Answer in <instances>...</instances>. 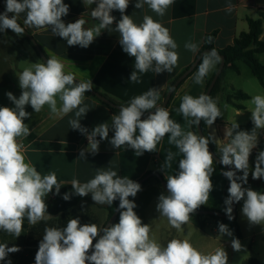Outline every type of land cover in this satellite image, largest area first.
Wrapping results in <instances>:
<instances>
[{
  "label": "clouds",
  "instance_id": "obj_1",
  "mask_svg": "<svg viewBox=\"0 0 264 264\" xmlns=\"http://www.w3.org/2000/svg\"><path fill=\"white\" fill-rule=\"evenodd\" d=\"M84 4L96 7L91 10V17L99 23L85 28L86 21L80 17L75 22L65 23L62 17L69 14V5L64 0H6L5 11L0 13V33L11 30L16 35L25 29L17 22L20 13H26L24 24L36 29L50 28L55 36L61 37L68 46L89 47L101 34L102 30L116 22L115 31L123 51L135 58V69L130 74V81L138 82L139 73L153 69L155 73H172L178 64V45L170 30L150 15H144L143 22L137 24L130 15L125 14L130 0H82ZM174 0H136L135 8L142 9L145 4L158 16L163 17ZM233 6L228 4V10ZM117 10L119 21L112 15ZM11 13V17H9ZM212 37H207L211 43ZM185 48L192 52L199 50L198 45L186 42ZM222 62L216 49L204 52L201 63L194 75V81L202 84L203 79ZM153 63L155 67L153 68ZM21 94L19 98L7 92V98L14 107H0V230L18 238L23 231L24 219L35 225L49 218L46 197L52 193L60 195L64 182L58 181L55 172L41 175L36 167L26 162L23 144L18 138L31 134L24 121L32 113L25 110L30 105L34 112H40L47 105L54 114H68L75 111V118L69 120L70 128L85 135L87 148L81 149L78 158L86 159L85 153L97 155L101 140L109 139L107 122L96 125L91 131L80 123V117L87 114L88 107L83 105L84 93L93 88L91 80L77 83L73 73L65 72V65L55 55L44 63H33L18 75ZM160 92L153 87L142 95L122 105L118 115H112L109 143L116 149L127 145L135 155L155 152L157 144L169 135V143L175 144L183 159L179 161L177 175L166 177L167 195L161 193L156 204V211L167 217L170 225L180 230L191 214L205 205L213 191L212 174L213 154L209 151V139L198 136L193 131L184 132L181 125L170 118L165 107H158ZM58 100L60 107L58 108ZM254 108L251 121L254 125L248 131H225L231 137L228 144L213 141L220 146V163L234 166L233 170L223 172L230 181L228 196L224 203L225 213L232 220V204L243 200L242 215L253 225L264 222V192H258L248 183L249 158L257 147V129H264V96L255 95L251 99ZM155 109V111H151ZM190 124L199 125L204 120L209 126L221 117L217 103L210 95L198 97L185 94L178 110ZM145 112L148 113L146 118ZM239 128L235 123L233 130ZM137 131L139 134L137 135ZM97 137L100 139L98 140ZM166 159L171 161L173 154ZM243 173L237 176L236 172ZM252 179L264 178V150L258 152L255 167L251 170ZM71 192H65L62 199L69 201L73 195L85 197L91 194L95 204H108L119 200V221L100 229L95 223L81 224L79 217L67 221L66 227H46L43 238L39 241L35 254V264H227L228 256L223 248L214 253H202L187 239H171L162 246L150 233L149 224L142 222L134 209V200L142 186L127 177H120L109 167L98 168L94 178L81 183L73 178L70 182ZM53 190H55L53 192ZM46 213L48 214L46 216ZM220 234L232 236L227 225L218 224ZM95 241V243H94ZM231 246L235 251L241 250V243L233 238ZM21 251L19 246L11 247L0 243V261L12 264L8 259L10 253Z\"/></svg>",
  "mask_w": 264,
  "mask_h": 264
},
{
  "label": "crops",
  "instance_id": "obj_2",
  "mask_svg": "<svg viewBox=\"0 0 264 264\" xmlns=\"http://www.w3.org/2000/svg\"><path fill=\"white\" fill-rule=\"evenodd\" d=\"M64 3L69 5V14L62 17L66 24L75 22L80 17L86 21L85 28H91L99 23L91 17V10L96 7L95 4L87 5L82 0H64ZM135 3L136 0H130L125 14L130 15L137 24L143 22L144 15L152 16L154 20L161 22L170 30L171 36L176 41L179 60L172 73L157 74L153 69H149L145 73L137 72L138 82L130 81L131 72L136 71L135 58L129 57L123 51L119 43L120 34L115 31L116 22L108 29L102 30L89 47L81 48L78 45L68 46L67 42L61 37L55 36L50 28L28 27L24 24L26 13H20L17 20L32 34L47 58L52 55L57 56L64 63L65 72L73 73L76 81L91 80L94 88L121 105H127L131 99L142 95L153 87L157 88L159 92L166 90L194 61L203 47L205 36L208 34L215 32L214 47L221 50L231 45L242 32L248 30V19H260L262 22L260 39H264V13L260 12V9L264 8V0H254V2L248 0H174L163 17L153 12L147 4L142 9H136ZM5 4L6 0H0V7L4 10ZM228 4L233 6L231 10L227 8ZM112 15L118 22L121 16L120 12L114 10ZM186 42L196 43L199 50L197 52L187 50L184 46ZM255 57L258 62L264 64V53L256 54ZM37 62L44 63L25 38L0 33V107H14L6 93L12 92L19 98L21 89L19 88L18 75L24 68ZM241 62H236L238 72L230 68L225 70L220 80L219 93L214 99L221 112V117H218L214 123L217 125L225 145L231 140V137L225 135L226 130L232 131L234 134L233 125L235 123L239 127H247L251 114L247 116L245 123L237 122L236 118L248 111L252 97L255 95L264 96V85L262 86L258 82L250 69L252 78H243L246 70L242 68ZM154 67L155 63H153ZM216 67L217 64L204 77L202 84L195 83L194 75L197 70L194 71L178 86L167 107L170 118L179 123L184 132H194V130L192 124L189 123L193 118L190 117L186 120L178 111L182 97L185 94L193 97L204 94L207 78L214 73ZM227 71H231L232 74H228ZM237 91L247 94L249 98L243 100L237 97L235 95ZM228 96L232 97L231 100L234 104L242 105L243 108L237 109L228 103L226 100ZM84 105H87L89 111L85 116L80 117L82 126L91 131L96 125L107 122L110 129L109 139L100 141L98 154L93 156L86 152V159L78 158L80 150L87 148L88 145L82 144V138L85 135H82L78 130L71 129L69 125V120L75 118V111L78 109L64 115L52 113L47 105L38 113L34 112L30 105L25 107L27 112L32 113L31 118L24 121L28 124L31 134L27 137H20L18 140L24 146L26 162L35 166L41 175L55 172L58 181L64 182L61 187L63 188L70 185L68 182L73 178L78 179L81 183H86L94 178L98 168L107 170L111 167L118 176L134 181H138L149 171L159 173L165 180L167 176L178 174L179 161L183 159V154L175 144L169 143L168 134L157 144L155 152H145L143 155L137 156L134 150L129 149L127 145L116 149L109 143L113 135L111 116L115 114L106 105L91 96L84 95L81 106ZM57 106L60 107L59 100ZM146 116L144 115L142 119ZM256 131L260 144L259 150L250 158V162L253 164H255L258 152L264 150L263 129ZM136 134L138 135L139 132L137 131ZM169 152L173 154L171 161L166 159ZM213 168L215 169L211 177L213 191L208 202L202 206L220 210L224 205L225 189L229 181L214 161ZM249 180H252V175L248 176ZM161 193L164 194L163 188L156 179L151 178L142 185V190L134 198L129 197V199L134 200L137 205L134 211L143 223L150 225V235L162 246H166L171 239H187L196 249L205 254L214 253L216 249L223 248L228 256L227 264H250V258L264 262V255L257 251L259 248L256 241L258 236H261V242L264 241V222L259 225L250 224L242 215V211L237 210L236 219L242 232V237L238 240L242 247L240 251H235L231 246L234 235L229 226L232 236L220 234L212 221L208 223L205 230H202L198 219L190 216L189 221L182 225L180 230L173 228L167 217L156 211V204ZM53 196L54 194L50 193L46 197V202H49ZM241 205H243V200L237 203V207L239 208ZM77 217L81 224L95 223L100 229H103L108 222V210L106 204H95L92 199L82 200L72 207L69 210V216L63 219L61 214H55L32 225L25 218L23 231L18 238L0 230V243H6L9 247L16 245L21 249L17 253L9 254L8 259L12 261V264H35V254L45 228L62 229L66 227L68 220ZM118 221L119 214L114 223H118ZM245 240H248L249 243L243 245ZM0 264H6V262L0 261Z\"/></svg>",
  "mask_w": 264,
  "mask_h": 264
},
{
  "label": "trees",
  "instance_id": "obj_3",
  "mask_svg": "<svg viewBox=\"0 0 264 264\" xmlns=\"http://www.w3.org/2000/svg\"><path fill=\"white\" fill-rule=\"evenodd\" d=\"M0 9H3V8L0 7ZM9 15L11 16L12 14L9 13ZM17 22L20 24V22L18 20H17ZM247 22H248V30L246 32H242L237 38L234 39V41H233V43L231 45H228L227 47H225V48H223L221 50H218V49H216L214 47L215 32L206 35L205 38H204V44H203L202 49L198 52V54L196 55L194 61L185 69V70H187L190 66H192V64L195 63V66L193 67V70L188 75V77L194 71H196L197 68H198V65L201 63V57H202L201 52L204 51V50H209L210 51L211 49L214 48V49H216V51L218 52L219 55H222L223 61H224V67H223V70H222L221 74L219 75V77H218L213 89L211 90V92L209 94L213 98V100L215 99L216 95L219 93L220 80H221L222 76L224 75L225 70L227 68H230V69L238 72V69H237V66H236V62L237 61L244 62L249 67V69L251 70V73L257 78L258 82L262 86L264 85V64H261L260 62H258V60L255 57L256 54L264 53V39L263 40L260 39V35L262 33V22H261L260 19H256V20L248 19ZM20 26L23 27L21 24H20ZM26 31L28 32V34L32 35L28 30H26ZM21 35L30 43V45L32 47H34L32 45V43L30 42V40L24 34H21ZM209 36L212 37L211 43L207 42V37H209ZM218 66H219V63L217 64V67H216L215 71L217 70ZM215 71H214V73H215ZM213 74L207 78L206 88L208 87V85H209V83H210V81H211V79L213 77ZM76 82L79 83L78 81H76ZM170 85L168 86V88L166 90L160 92V98L157 101V106L158 107L162 104V101H163V99H164V97L166 95V92L169 89ZM177 88L172 93L166 108L170 104V101L172 100ZM92 89L94 91H96L98 94H100L101 96L107 98L110 101V104L101 101L97 96L92 95L90 92H85L84 95L85 96H91L94 99H96L99 102H101L102 104L106 105V107H108V109L113 114H115V115L119 114V106H122L121 104L110 100V98H108L106 95H104L101 92H99V90L97 88L93 87ZM235 95L237 97H240L243 100L249 98L247 94H244L241 91H237L235 93ZM231 98H232L231 96H228L226 98L228 103L232 104L237 109H242L243 108L242 105L234 104L232 102ZM151 111H155V109H152ZM200 123H201L202 131L204 133H206L207 123L204 120H201ZM247 127L250 128V129H253L254 125L252 124L251 120L247 124ZM192 129L198 135V133H197V125L192 124ZM206 138L209 139V146L211 148H213L214 150H216L215 142L208 135H206ZM214 163L223 172L227 171L218 162L214 161ZM150 173H153V172L149 171L142 178L139 179V180H142L139 183L141 186L144 183H146L151 178L156 179L158 184H160V179L165 180L159 173H157V176H149ZM242 175H243V173L238 172L237 176H242ZM227 189H228V187H226V189H225V194H224L225 199L228 196ZM65 192H71V185H67V186L61 188L60 189V195H54L53 198L49 202H46L48 204V213L49 214H51V215L61 214V218L62 219L66 218V216L67 217L69 216V210L72 207H74L78 202H80L82 200H86V199H91V194H89L88 196H85V197H79V196L73 195L69 201H65V200L62 199V196H63V194ZM164 194L167 195V193L165 191H164ZM118 201L119 200L114 201L111 206L106 204V208L108 210V220L110 219L111 215L115 211ZM225 208H226V205L224 203L222 209H220V210L215 209V208L205 207V206H201L197 210H213V211H218V212L226 214L225 211H224ZM191 216H194V217H196L198 219L199 226H200V228L202 230H205L207 225H208V223H210L212 221L214 223V226L216 227L217 230H218V224L219 223H223V224H225V225H227V226H229L231 228V230L233 232V235H234V238L240 239L242 237V232L240 230V227H239V224H238L236 218L232 219V220H229L228 218L220 217V216L194 215V214H191ZM112 224H114V223H112ZM249 263L250 264H264V262H260L259 260L254 259V258H250L249 259Z\"/></svg>",
  "mask_w": 264,
  "mask_h": 264
},
{
  "label": "water",
  "instance_id": "obj_4",
  "mask_svg": "<svg viewBox=\"0 0 264 264\" xmlns=\"http://www.w3.org/2000/svg\"><path fill=\"white\" fill-rule=\"evenodd\" d=\"M4 10L3 9H0V13H3ZM9 15V14H8ZM9 17H11L9 15ZM29 40L30 42L32 43V45L34 46V49L35 51L37 52V54L39 55V57L44 61L46 62L47 61V56L44 54L42 48L40 47V45L36 42V40L34 39V37L30 34H28V32L24 31L23 33ZM209 50H204L201 52V55H203L204 52H207ZM222 57V55H220ZM195 66V63L192 64V66H190L187 70H185L182 74H180L173 82L172 84L170 85L169 89L167 90L166 92V95L162 101V104L159 106V107H165L167 106L168 102H169V99L172 95V93L174 92V90L180 85L181 82H183L187 77L188 75L191 73V71L193 70V67ZM223 67H224V61H223V57H222V62L219 63V66L217 68V70L215 71V73L213 74V77L208 85V87L206 88V91L204 94H207L209 95L211 90L213 89L219 75L221 74L222 70H223ZM92 95L94 96H97L101 101L105 102V103H108L110 104V101L101 96L100 94H98L96 91H94L93 89H91L89 91ZM121 106H119V109H120ZM144 115H148L147 112H145ZM201 122V121H200ZM197 133H198V136H204L206 137V135H208L211 139L212 137L214 136L217 140H221L222 141V138L220 136V133L218 131V128H217V125L215 123H213L212 125H208L207 124V128H206V133H204L201 129V123L197 126ZM213 140V139H212ZM223 142V141H222ZM216 144V143H215ZM209 151L213 154V158H214V161L218 162L219 164L220 163V146L218 144H216V150H214L213 148H211L209 146ZM222 165V164H221ZM227 171L229 170H233V167L232 166H224L222 165ZM236 175H238V172H236ZM149 176H157V173L156 172H153V173H150ZM142 180H138L137 182L140 183ZM160 185L161 187L163 188V190L167 193V188H166V181L165 180H162L160 179ZM230 186V181L228 182V186ZM118 206H119V201L117 203V206H116V209L115 211L113 212V214L111 215L110 219L108 220V222L104 225V227H107L109 226L110 224L114 223L118 214H119V211L117 210L118 209ZM232 216L234 217L233 219H235L237 217V202H233L232 204ZM194 215H210V216H220V217H225V218H228L227 214H224V213H221V212H218V211H213V210H196L194 213ZM103 227V228H104Z\"/></svg>",
  "mask_w": 264,
  "mask_h": 264
},
{
  "label": "rangeland",
  "instance_id": "obj_5",
  "mask_svg": "<svg viewBox=\"0 0 264 264\" xmlns=\"http://www.w3.org/2000/svg\"><path fill=\"white\" fill-rule=\"evenodd\" d=\"M3 33L4 34H7V35H16L11 30H6ZM18 36H21L22 38H24L21 34L18 35ZM240 64H242L241 65L242 68H245V70H246L244 72L245 75H243L244 76L243 78H245V77L252 78V75H251V73H250L249 68L247 67V65H245L243 62H241ZM227 73L228 74H232L231 71H227ZM255 82H257V81H255ZM253 108H254V105L250 102L249 103V109H248V111H246V112L242 113L241 115H239V117L236 118V121L239 122V123H245L244 121L246 120L247 116L249 114H251L250 111ZM249 120H248V122H249ZM241 130L248 131L250 133L252 129H249L247 127H239L237 130H235V132L236 131H241ZM235 132H234V134H235ZM263 132H264V129H263ZM250 161H251V159H249V165H250L249 176L251 175V170L254 169V167H255V164L251 163ZM232 167L234 168V166H232ZM243 186L246 187V188L247 187H251L253 190L258 191V192H264V178L256 179V180H254V179L249 180L248 183L245 184V185H243ZM237 210H240V212H241L242 211V205L239 208L237 207ZM260 238H261V236L256 237V241L258 242V245L257 246L259 248V249H257V251H258V253L264 255V241L261 242V239ZM248 243H249V241L248 240H245L243 242V245L248 244Z\"/></svg>",
  "mask_w": 264,
  "mask_h": 264
},
{
  "label": "built area",
  "instance_id": "obj_6",
  "mask_svg": "<svg viewBox=\"0 0 264 264\" xmlns=\"http://www.w3.org/2000/svg\"><path fill=\"white\" fill-rule=\"evenodd\" d=\"M249 2H254V0H248ZM260 12H262V13H264V8H261L260 9ZM97 139L99 140L100 138L99 137H97ZM82 144H85V145H87L88 144V141H87V138H86V136H84L83 138H82ZM259 144L260 143H258L257 144V147L256 148H254L253 150H252V153H251V155H250V158L259 150ZM249 158V159H250ZM237 172H240V171H237ZM242 173V172H241Z\"/></svg>",
  "mask_w": 264,
  "mask_h": 264
}]
</instances>
